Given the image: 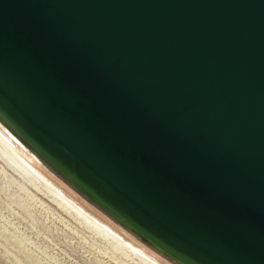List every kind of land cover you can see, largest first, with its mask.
Here are the masks:
<instances>
[{
  "label": "water",
  "instance_id": "obj_1",
  "mask_svg": "<svg viewBox=\"0 0 264 264\" xmlns=\"http://www.w3.org/2000/svg\"><path fill=\"white\" fill-rule=\"evenodd\" d=\"M0 116L180 264H264V0H0Z\"/></svg>",
  "mask_w": 264,
  "mask_h": 264
},
{
  "label": "rangeland",
  "instance_id": "obj_2",
  "mask_svg": "<svg viewBox=\"0 0 264 264\" xmlns=\"http://www.w3.org/2000/svg\"><path fill=\"white\" fill-rule=\"evenodd\" d=\"M0 130L21 145L14 151L38 171V177L26 172L0 144V264H151L97 227V219L158 264H180L71 184L1 116Z\"/></svg>",
  "mask_w": 264,
  "mask_h": 264
},
{
  "label": "bare ground",
  "instance_id": "obj_3",
  "mask_svg": "<svg viewBox=\"0 0 264 264\" xmlns=\"http://www.w3.org/2000/svg\"><path fill=\"white\" fill-rule=\"evenodd\" d=\"M10 135V134H9ZM13 135V134H12ZM12 137V136H11ZM10 136L7 137V135L3 134V132H1L0 130V144L4 147V150L6 149L9 153L11 154L12 158L18 163V165H20L26 172H29L30 174H32L35 177H38V171L31 165L29 164L28 161H26L24 158H22L21 156H19L15 151L14 148L19 149L17 147L21 146L15 139H12ZM15 137V136H14ZM2 138V139H1ZM21 150V149H20ZM22 154L24 155L25 153L21 150ZM30 159V158H29ZM52 168V167H51ZM37 171V172H36ZM40 173V172H39ZM52 182V181H51ZM53 183V182H52ZM54 184V183H53ZM52 184V185H53ZM55 185V184H54ZM53 185V186H54ZM56 186V185H55ZM54 186V187H55ZM56 189H54L57 194L64 199L68 204L72 205V203H70V201H68L66 199V197L63 195L65 194L59 187H55ZM63 193V194H62ZM66 195V194H65ZM67 196V195H66ZM74 208H76V211L79 214L85 215L82 207H76L73 206ZM86 211V210H85ZM87 212V211H86ZM90 214V213H89ZM91 215V214H90ZM94 217V216H93ZM96 218V217H94ZM97 219V218H96ZM98 221H100L99 219H97ZM96 220H93V222L96 224L97 227H99L102 231H104L105 233H107L108 235L112 236L113 238H115L117 241H119L120 243L126 245L129 249H131L133 252H135L136 254H138L140 257H142L143 259L147 260L148 262H150L151 264H158L157 262L154 261V259L146 256L140 249H136V247L134 245H132L130 242L126 241L125 239H123L118 233H116L114 230H112L108 225H106L103 222H98ZM103 223V224H102ZM131 230V229H130ZM125 240V241H124ZM145 240V239H144ZM146 241V240H145ZM149 243V242H148ZM131 244V245H130ZM152 245V244H151ZM134 246V247H133Z\"/></svg>",
  "mask_w": 264,
  "mask_h": 264
}]
</instances>
